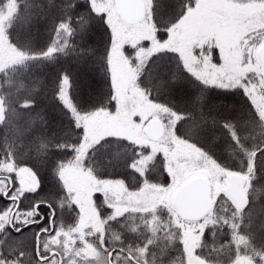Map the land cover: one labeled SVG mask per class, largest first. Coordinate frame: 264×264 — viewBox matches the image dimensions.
I'll use <instances>...</instances> for the list:
<instances>
[{
    "label": "snow or ice",
    "instance_id": "6c2138e0",
    "mask_svg": "<svg viewBox=\"0 0 264 264\" xmlns=\"http://www.w3.org/2000/svg\"><path fill=\"white\" fill-rule=\"evenodd\" d=\"M24 9L50 26L39 48L13 42ZM97 17L109 33L102 56L89 42ZM92 59L110 91L84 108L75 69ZM165 62L175 67L152 70ZM49 66L37 83L70 120L63 130L26 82ZM187 78L194 94L179 87ZM0 79V264H220L222 251L228 264H264V0H0ZM210 93L246 99L247 118ZM225 132L236 167L196 142ZM105 166L134 181L105 178ZM45 170L61 192L39 195ZM31 227L29 253L11 233Z\"/></svg>",
    "mask_w": 264,
    "mask_h": 264
},
{
    "label": "trees",
    "instance_id": "16d2710c",
    "mask_svg": "<svg viewBox=\"0 0 264 264\" xmlns=\"http://www.w3.org/2000/svg\"><path fill=\"white\" fill-rule=\"evenodd\" d=\"M55 2H59V0H55ZM182 3V0H180ZM18 3L24 4L27 3V0H18ZM173 3H176V0H173ZM53 15H55V11L52 12ZM177 10L173 9L171 10V15L173 21L177 17ZM50 26L44 22L43 19H41L39 22L34 18L33 13L28 10L24 9L23 14L21 16L20 21H18L16 28H13L11 30V35L13 38V42L17 43L19 46H23L27 41L31 42L33 47L39 48L43 46L49 39L48 36V28ZM109 39V33L107 31L106 25L103 23L102 18H95L94 24L92 26L91 31V40L89 41L93 46L97 49V56H102L104 53V48L106 43ZM125 50L128 51V46L125 47ZM213 55V61L219 62L217 60V53L214 51L212 53ZM175 67L174 63L165 62L162 66H156L153 67V71L155 73L162 74L165 69L171 70ZM56 67L55 66H49L46 68L36 69L34 70V74L30 75L27 79V83L29 84V87H35V90L37 93L41 94V107L44 109V117L46 120L53 119V124L63 130L67 126L71 124L70 120L67 119L66 116L62 117L61 113L56 108H61L62 106L58 104V102H50L48 99L45 98L44 93L46 89H42L38 83L37 79L48 81L51 76L55 73ZM77 71V80H76V95L74 96V99L77 100V102L80 104L81 107L87 108L90 106H95L98 103L102 102L103 95L107 94L110 89L108 88V77L106 73V68L102 64L101 61L98 59H92L89 62V65L86 69L83 71H80L79 69H75ZM0 85H3L4 87H7V82L0 79ZM179 87L185 88L188 93L194 94L196 92V89L198 85L192 81L190 78L185 79V81L179 85ZM15 91V89H13ZM170 93L162 94L159 98L162 102L168 99ZM210 97L214 102H220L223 101L227 104H236L238 106H243L241 108V111L243 112V115L241 116V119L247 118L250 110V105H248L246 99L241 98L240 96H234V95H220L216 96L214 93L209 94ZM175 99V97H172ZM111 107V105H109ZM177 107L179 108V102L177 103ZM35 115V113H33ZM254 115V114H253ZM183 123V122H182ZM39 122L37 121V126ZM225 137L222 142H217L216 144H211L208 140L204 138H199L196 140V142L199 143L201 147H204L211 155L214 156L220 163L226 164L230 167H236L239 164V160L235 157L231 158V153H227L224 151V145L230 141V137H228L227 133L225 132ZM75 142V141H73ZM251 143V141H249ZM62 158V157H60ZM67 158H71V154L67 156ZM48 170H45V175L43 176V188L44 191L40 192L39 195H44L45 192H48L49 190H55L58 193L62 190L59 188V184L56 181H52L51 177L47 174ZM105 172L107 177L105 178H115V179H125L126 183L131 184L134 181V174L131 173L130 170H127L125 168H108V166H105ZM159 182L164 183L165 176L163 173H159ZM155 178V177H153ZM63 193H61V196ZM36 195L33 194V196L30 198L35 199ZM97 202L99 203L101 197H99V194H97ZM30 201H25L24 205H27ZM3 206L2 201H0V207ZM55 207V205H54ZM69 210V212L67 211ZM70 217L67 218L65 215H69ZM74 216L75 213L71 211V209H66L63 211L62 214V222L64 224H72L74 223ZM57 217H61V211L57 209ZM38 228L31 227L26 230H24L23 233H15L12 232L11 236L13 240H23L24 247L26 251L31 253L33 251L34 247V241L32 233L35 231H38ZM207 235V233H206ZM228 239L225 233H221L218 238L217 247L221 244H227ZM178 255V252L173 250L172 256L175 258ZM228 253L221 252L220 253V259L227 260L228 259Z\"/></svg>",
    "mask_w": 264,
    "mask_h": 264
},
{
    "label": "rangeland",
    "instance_id": "374dc122",
    "mask_svg": "<svg viewBox=\"0 0 264 264\" xmlns=\"http://www.w3.org/2000/svg\"><path fill=\"white\" fill-rule=\"evenodd\" d=\"M144 44H145V47H148L149 46V42H144ZM212 57H213V55H212ZM213 62H215V61H213ZM112 179H115V178H112ZM118 179V178H117ZM99 197H100V194H99ZM66 210V209H65ZM68 212H69V210H67ZM110 211V210H109ZM67 218H69L70 217V214L67 216V215H65ZM220 264H228V259L227 260H224V259H220Z\"/></svg>",
    "mask_w": 264,
    "mask_h": 264
}]
</instances>
